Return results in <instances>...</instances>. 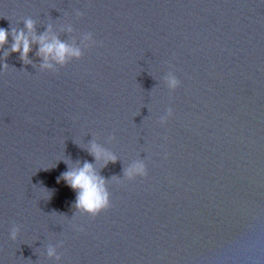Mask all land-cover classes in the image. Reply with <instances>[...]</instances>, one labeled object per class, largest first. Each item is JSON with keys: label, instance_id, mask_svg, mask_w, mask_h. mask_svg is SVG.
Here are the masks:
<instances>
[{"label": "water", "instance_id": "95a60500", "mask_svg": "<svg viewBox=\"0 0 264 264\" xmlns=\"http://www.w3.org/2000/svg\"><path fill=\"white\" fill-rule=\"evenodd\" d=\"M0 28V264H264V0H0ZM41 35L80 57L42 68Z\"/></svg>", "mask_w": 264, "mask_h": 264}, {"label": "clouds", "instance_id": "9594fccd", "mask_svg": "<svg viewBox=\"0 0 264 264\" xmlns=\"http://www.w3.org/2000/svg\"><path fill=\"white\" fill-rule=\"evenodd\" d=\"M78 15H83L78 13ZM25 28L31 31L33 29V22L29 19L25 21ZM15 32V30H12ZM9 36V31L4 28H0V46L6 43ZM45 36L41 35L38 38L39 47L37 49V56L42 57L45 63L41 64V67H51L47 63L49 57L54 59L58 63H64L66 56L71 55L73 57L79 58L81 53L79 49H72L66 46L64 43L58 40H53L51 43L45 42ZM12 52H19L20 58L25 63H30L27 59V54L30 51L29 40L27 39L23 31L15 32L13 37ZM36 42V38H34ZM7 53H5V56ZM3 68H7V64L2 65ZM180 86V81L172 76L168 80V87L171 91H174ZM172 109H166V116L161 120V125L163 126L169 117L172 116ZM90 154L93 155L94 159H99L101 152L95 146L92 145L90 149ZM108 162H115V158L109 156ZM125 175L129 178L138 176L139 178H144L147 175L146 169L143 164H137L125 172ZM61 179L68 184L70 188L76 191V200L74 207L76 210H83L88 213L93 218L97 217L100 213L108 210L111 207L109 194L104 187V179L98 176L92 169V165L85 162L82 168L77 170L67 171L62 174ZM83 231V229H81ZM18 229L13 228L9 233V238L15 240L17 236ZM52 250L49 249V255H52Z\"/></svg>", "mask_w": 264, "mask_h": 264}]
</instances>
